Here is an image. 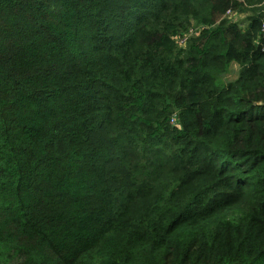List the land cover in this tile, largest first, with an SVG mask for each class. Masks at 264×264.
Here are the masks:
<instances>
[{
    "label": "trees",
    "instance_id": "obj_1",
    "mask_svg": "<svg viewBox=\"0 0 264 264\" xmlns=\"http://www.w3.org/2000/svg\"><path fill=\"white\" fill-rule=\"evenodd\" d=\"M212 13L0 0V264H264V30Z\"/></svg>",
    "mask_w": 264,
    "mask_h": 264
},
{
    "label": "rangeland",
    "instance_id": "obj_2",
    "mask_svg": "<svg viewBox=\"0 0 264 264\" xmlns=\"http://www.w3.org/2000/svg\"><path fill=\"white\" fill-rule=\"evenodd\" d=\"M213 1V16L211 17V24L215 23L220 18H228L245 23L248 16L258 15L259 18L263 15L264 0L254 3H246L245 0H212ZM190 10L187 9V12ZM199 22L188 13V21L181 26L167 25L159 32L158 36L161 38L164 46L167 47H183L186 41H193L200 38L202 29L198 27ZM203 24V23H201ZM211 26V25H205ZM264 30V29H263ZM184 37V40H181ZM188 41V42H189ZM238 64L231 61L227 69L217 77V82L222 83L227 79H232L236 75Z\"/></svg>",
    "mask_w": 264,
    "mask_h": 264
},
{
    "label": "built area",
    "instance_id": "obj_3",
    "mask_svg": "<svg viewBox=\"0 0 264 264\" xmlns=\"http://www.w3.org/2000/svg\"><path fill=\"white\" fill-rule=\"evenodd\" d=\"M198 27H200L201 29L205 27L204 24H199ZM259 29L260 30H263L264 29V9H263V15L260 17V26H259ZM181 40L183 41L184 40V37H181ZM174 117L171 116L170 118V121H173Z\"/></svg>",
    "mask_w": 264,
    "mask_h": 264
}]
</instances>
